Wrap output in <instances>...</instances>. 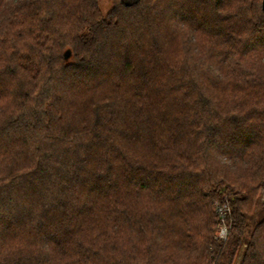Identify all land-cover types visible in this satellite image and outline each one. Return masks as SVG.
Here are the masks:
<instances>
[{"label":"trees","instance_id":"1","mask_svg":"<svg viewBox=\"0 0 264 264\" xmlns=\"http://www.w3.org/2000/svg\"><path fill=\"white\" fill-rule=\"evenodd\" d=\"M112 2L0 0V264H264L263 0Z\"/></svg>","mask_w":264,"mask_h":264},{"label":"built area","instance_id":"2","mask_svg":"<svg viewBox=\"0 0 264 264\" xmlns=\"http://www.w3.org/2000/svg\"><path fill=\"white\" fill-rule=\"evenodd\" d=\"M217 211L220 215V223L216 233V237L222 240L227 239L230 226L227 223V218L231 214V206L229 201H221L217 203Z\"/></svg>","mask_w":264,"mask_h":264},{"label":"rangeland","instance_id":"3","mask_svg":"<svg viewBox=\"0 0 264 264\" xmlns=\"http://www.w3.org/2000/svg\"><path fill=\"white\" fill-rule=\"evenodd\" d=\"M100 4L104 12L109 11L111 7L113 6L112 0H100ZM263 194H264V189H263ZM256 219H257V216L253 218L252 223H254ZM240 260H241V256L238 258L236 264H239Z\"/></svg>","mask_w":264,"mask_h":264},{"label":"water","instance_id":"4","mask_svg":"<svg viewBox=\"0 0 264 264\" xmlns=\"http://www.w3.org/2000/svg\"><path fill=\"white\" fill-rule=\"evenodd\" d=\"M262 5H263V9H264V0H263V2H262ZM70 55H71V51L68 50V51L65 53V57L68 59V58L70 57Z\"/></svg>","mask_w":264,"mask_h":264}]
</instances>
